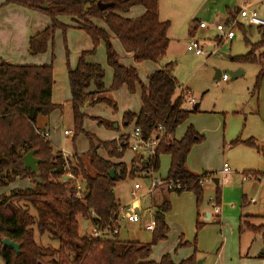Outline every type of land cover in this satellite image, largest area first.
<instances>
[{
	"label": "trees",
	"instance_id": "1",
	"mask_svg": "<svg viewBox=\"0 0 264 264\" xmlns=\"http://www.w3.org/2000/svg\"><path fill=\"white\" fill-rule=\"evenodd\" d=\"M97 3L111 6L99 11ZM9 4L45 15L50 21L46 29L29 39L28 53L31 56L46 53L53 44L56 30L65 33L69 26L60 22L64 17L86 33L94 49L101 43L105 49L106 64L112 71L109 90L114 92L125 86L130 93L136 87L140 91V111L138 114L125 112L122 116L123 127L132 126L133 130L138 128L143 138L150 135L157 137L160 131L163 136H159L154 156L147 160L136 158L138 167L132 160L129 171L123 163L113 164L98 156V150L101 149L109 158H121L127 149L128 139L120 136L117 140L100 142L83 131L82 124L86 116L82 109L85 104L105 103L116 108L111 99L100 96L105 91L102 68L86 61V57L91 56L94 49L83 52L74 69L67 66L73 121L72 141L83 134L89 142L86 153L78 155L73 150V156L67 160L68 172L75 179H81L84 187V197L78 199L75 181H60L65 173V161L61 152L53 151L51 142L42 136L44 132L37 125L39 118L45 119L55 110L61 109V106L51 103L52 65L17 66L1 62L0 242L6 238L17 244L19 250L15 253L0 246V264H175L169 254L163 255L157 262L150 260L152 247L164 241L168 233L165 214L170 211V203L165 195L155 205V228L148 244L120 241L117 236L97 240L80 234L83 221L96 228L109 223L118 210L114 194L115 183L126 177L133 178L137 171L149 174L157 172L161 155H167L170 159L166 178L162 180V186L166 187L165 194L190 192L196 205L203 200V189L199 182L210 174L195 175L186 168L191 148L201 142L202 137L192 126L185 129L180 139L174 136L177 128L196 109H182L184 94H176L179 85L171 74L174 64L161 63L168 49L167 32L170 24L159 20L158 0H6L3 6ZM134 7H141L143 13L135 19L124 17ZM230 16L232 15L228 17ZM94 22L102 23L104 28L98 27ZM239 28L242 30L241 25ZM113 38L132 57L135 64L152 62L160 66L147 78L146 84H142L134 67H126L120 63L119 55L111 44ZM261 45L264 44L258 43L254 47L259 48ZM233 61L260 65L253 87L257 93L264 77V54L256 57L250 52L233 58ZM91 87L93 91H90ZM100 122L107 128L113 127V124ZM158 128L161 130L158 131ZM93 140L97 141L96 146ZM231 145H243L257 153H263L252 140L241 141L237 138ZM30 151H35L34 157L40 161L37 173L25 169L23 165L22 158ZM111 169L114 170L113 180L109 177ZM117 170L119 173H116ZM244 174H252L257 180L264 177L257 172ZM26 179L32 187L13 188L4 192L16 180ZM219 201L220 190L217 189L215 203L218 206ZM199 226L197 223V227ZM243 227L264 233V226L255 227L243 221L240 231ZM35 233L49 239L51 243L57 242L58 246L53 248L37 245ZM187 245L188 243L178 244L177 249ZM192 246L193 254L177 264H196V248L195 245Z\"/></svg>",
	"mask_w": 264,
	"mask_h": 264
},
{
	"label": "rangeland",
	"instance_id": "2",
	"mask_svg": "<svg viewBox=\"0 0 264 264\" xmlns=\"http://www.w3.org/2000/svg\"><path fill=\"white\" fill-rule=\"evenodd\" d=\"M161 2L163 11L160 15L161 19L168 20L171 23L167 32L168 49L161 63L162 65L167 62L174 64L171 72L172 76L179 86L188 89L189 98L195 100L200 111V113L191 115L187 121L179 126L174 136L176 139H180L186 127L190 125L201 134L202 141L195 144L191 149L186 168L199 175L203 171L209 173L210 181H203V200L199 205H196L195 198L190 192L174 194V197L170 200L171 211L168 216L171 231L166 240L157 243L152 248L151 258L158 260L163 251L171 253L176 259L180 255L187 257L193 254L194 248L192 245H195L196 259L197 261L200 260L201 264H264V233L254 232L246 227H243V230L240 231V225L243 224V221L255 227L264 226V217L260 219L244 218V215L248 212L264 215V180L259 185H254V180L242 181V173L246 172L242 162L243 158L234 149H229L231 141H228V133L232 129L236 118V115L230 114L231 109L236 104L239 106L241 103H245L247 97H254L255 100L256 92H254L253 87L260 70L258 63L237 62L233 61V58L250 52L256 57L263 55L264 45L259 48L254 46L258 43L259 45L264 44V28L249 26L244 20H239L235 37L231 41H219L213 29L200 30L197 26L201 22L207 25L217 24L222 21V14L227 8L232 9L236 6L238 11L239 8L245 5L249 11L256 12L258 17L264 21V0H161ZM140 11L143 12L141 7H134L125 13L124 17L135 19L141 14ZM237 11L234 10L233 12ZM189 12L192 15L191 20H194L195 23L198 22L196 29L191 33L188 32L186 24L189 22L187 19L190 15L186 20L182 19V15L187 16ZM60 22L63 24L69 23L70 19L64 17ZM194 22L191 23V26ZM239 25L242 26V30ZM65 33L61 34L60 30H56L53 44L48 47L46 53L52 54L53 58H51L57 64L61 60L67 72V66L70 68V56H74L75 52L73 43L71 40L68 42ZM192 37L203 48V55L196 56L193 52L186 50V46ZM112 40L116 44L112 45L115 50L114 47H119L120 44L117 43L118 41L115 38ZM208 47L212 48L211 54H207ZM97 49H100L101 55L105 56V49L101 43L98 44L93 53ZM128 59L130 63H133L130 67L137 70L142 84H146L147 78L160 67L152 62L135 64L131 57L129 58L127 55L124 60L120 59V63L129 67L126 65ZM99 65H103L100 67L104 72L106 86V90L100 96L113 100L116 108L113 109L105 103L88 105L87 108L84 106L82 113L86 117L82 128L84 132L97 141L109 142L111 139L125 136L133 131L132 126L123 127L121 117L126 111H135L139 107L140 91L136 87V90L130 93L125 86H122L111 92L109 89L112 83V71L105 62ZM238 69L244 75L231 80L226 71L233 72ZM215 70L226 73L229 81L222 83L219 87H214ZM66 84V96L70 97V92L67 89V77ZM56 88L60 90L62 86L57 82ZM189 98L185 99L182 105L183 110H192L193 107L187 104ZM251 103L252 100L249 104ZM46 120L39 118L37 125L40 128H50L52 132L50 140L54 144L52 146L53 151L62 147L69 153L73 148L79 152H85L89 149V142L83 134L78 135L73 141L72 137L65 138L62 135L64 129L73 126L70 99L63 104L60 117L55 114L49 116L50 124L49 122L46 123ZM100 121L113 124V127L107 128ZM115 124H118L117 128H114ZM96 140H93L95 146L97 145ZM128 142L130 141L128 140ZM101 151L100 149L98 154H102ZM136 158H138L137 155L127 148L121 158L111 159L113 163H116V161L130 163V169L131 161L134 160L136 163ZM168 163V156L161 155L159 157V169L157 172L152 173V179H165ZM253 163L254 160L248 161L249 165ZM135 166L138 167V164L136 163ZM225 167L229 173L223 179L222 170ZM150 175L146 172L137 171L133 178L126 177L124 180L116 182L115 196L117 200L123 204L131 202L135 197H140L149 188ZM213 179L218 180L217 185L212 182ZM15 183L18 184L17 189L27 188L25 180H17ZM135 184H138L141 189L137 190L133 196L130 192ZM217 189L220 190L219 208L221 211L218 216L213 213L211 205V202L215 203V191ZM149 200L150 197L148 196L140 201L146 204ZM153 204H156V202L154 201ZM136 211L139 212V210ZM205 213L211 214L212 218L204 221ZM197 223L200 224L199 227H197ZM126 228L128 231H126ZM84 231L82 228L80 234L83 235ZM181 235L188 241V245L175 251L177 238ZM34 239L37 245L41 247L56 248L58 246L57 242L53 241L51 243L49 239L39 237L36 233ZM117 239L148 244L152 239V233L140 229L139 224L134 223L123 228ZM179 244L183 245L181 242ZM44 261L47 260L44 259Z\"/></svg>",
	"mask_w": 264,
	"mask_h": 264
},
{
	"label": "crops",
	"instance_id": "3",
	"mask_svg": "<svg viewBox=\"0 0 264 264\" xmlns=\"http://www.w3.org/2000/svg\"><path fill=\"white\" fill-rule=\"evenodd\" d=\"M5 2H6V0H0V63L4 62L7 64L17 65V66L52 65V68H53V86H52V92H51V103L56 105V106H61V109L55 110L49 116H52L53 114H55L56 116L60 117V115L62 114L63 104L65 103L66 100L70 99V97L66 96V93H67L66 92V85H67L66 84V77H67L66 67L64 69V64H62L61 60L59 61L60 63H58V64L56 61L53 62V60L51 58L52 54H50L49 52L44 53V54L35 55V56H31L28 53L29 39L31 37L35 36L36 34L42 32L44 29H46L50 25V21H49L48 17H46L45 15H42L40 13H37L35 11L27 10V9H24V8H21V7L12 5V4L3 6V4ZM161 4H162L161 0H158V17H159V20L162 22L163 21L169 22L168 20L161 19L160 15L163 12ZM236 8H237L236 6L233 7L232 9L227 8L225 10L224 14H222V18H221L222 21H220V22L225 21L229 15H233L235 13L233 11L237 10ZM140 12H141V14L143 13L142 11H140ZM189 15H190V12L188 13L187 16L182 15V19L186 20ZM191 18H192V15H190L189 19H187V21H189V22L186 23L187 28H188V32H190V33L192 31L194 32V30L196 29V24L198 23L197 21L195 23L194 20H191ZM192 22H194L193 26H191ZM94 23L98 27L104 28L102 23H100V22H94ZM64 24L69 26V28L65 31L66 32L65 35L68 39V42H69V40H71V42L73 43V46H74L75 54L72 57L70 56V59H69L70 69H74L77 65L78 59L81 56V54L83 52L91 51L93 49V45H92L91 40L86 35V33L83 30L77 28V25L75 23L71 22V20L69 23H64ZM169 24L171 25L170 22H169ZM263 28H261V29H263ZM60 32H61V34H64L62 31H60ZM57 37H58V34H57ZM111 43L113 46L116 45V44H114L115 42H113V40H111ZM114 48H115V51L117 52V54L120 56V59L124 60V57L126 55L129 58L131 57L129 54H127L123 51L121 46H119V47L116 46ZM211 49H212L211 47L207 48L208 51H210ZM96 51L91 56L86 57V61L88 63L98 64V65L102 64L103 62L106 63V56L101 55L100 49H97ZM96 55H98V56H96ZM131 59H132V57H131ZM126 62H127L126 65L129 67L131 65H133V63H130L129 59ZM238 71H240V69H238ZM240 72H242V71H240ZM107 73H108L107 76H108V80H109L108 70H107ZM216 73L217 72L215 70L214 79L219 77V76H217ZM240 74H241L240 76L244 75L243 72ZM64 78H65V83H64ZM227 81H229V80H227ZM57 82L60 84V86H62V89L59 90L56 88ZM104 87L106 90L105 81H104ZM67 89L69 92L68 87H67ZM90 91H93L92 87L90 88ZM69 96H70V93H69ZM66 97H67V99H66ZM250 100H252L251 104H249ZM112 102H114V101L112 100ZM85 107L87 108V104ZM192 107H193V109L195 107L196 111L193 113H190L188 116V119L191 115H194L196 113H200L198 104L195 103V105ZM140 108H141V102L139 99V107H137L135 109V111H126V112H129L132 114H138L140 111ZM71 114H72V111H71ZM230 114L231 115L233 114V116L236 115L235 116L236 118H235V122H233L232 129L228 133V141L229 142L231 141L230 143H232L237 138H239L241 141L252 140L256 146H258L259 148H261L263 150V153H261V154L257 153L254 149L243 146V145H237V146L231 145L229 147V149H234L236 151V153H238L241 156V158H243L242 162H243V166H244L245 171H246L244 173L257 172L259 174L264 175V77L261 80L259 89H258L256 96H255V100H254V97L253 98L251 96L247 97L246 102L243 104L241 103L239 106L236 104L233 107V109H231ZM49 116L47 118H45L44 120L47 119L46 123L49 122V124H50ZM120 122H121V119H120ZM72 125H73V121H72ZM190 126H192V125H190ZM38 128L41 131L49 134L48 140L51 142V144L53 146L54 144L50 140V138L52 137V132H51L50 128H47V127H41V128L38 127ZM64 130H71L73 132V126L71 128H66ZM197 134L199 136H201V134H199V132H197ZM62 135H63V132H62ZM226 135H227V132H226ZM112 140H117V138L111 139L109 141H112ZM61 149L66 150L64 147H62ZM56 150H59V149L57 148ZM73 150L78 155H81V154H84L87 152V151L79 152L75 148H73ZM73 150H71V152H73ZM190 152H191V150H190ZM101 153L102 154H98L99 157L113 163L112 159L107 156V153L105 151L102 150ZM188 156H189V154H188ZM250 160H254V163L249 165L248 161H250ZM169 161H170V159H169ZM120 162L121 161H119V162L116 161V163H113V164H119ZM124 162L125 161H123V163ZM186 162H187V160H186ZM138 163H140V162L138 161ZM124 164L127 166V169L129 171V164L130 163L125 162ZM168 167H169V163H168ZM168 167H167V170H168ZM189 172H191V171H189ZM191 173H193V172H191ZM203 173H206V172L203 171ZM244 173H242V174H244ZM150 174H151L150 175V177H151L152 173H150ZM193 174H195V172ZM227 174H226V176H227ZM195 175H199V174H195ZM151 179H152V177H151ZM159 179L163 180L162 178H159ZM263 180H264V177L260 178L258 180H254V183H255L254 185H256V184L259 185ZM17 185L18 184H16L14 182L6 190H4V192H8L9 190H11L13 188L17 189ZM25 186H27V188H30V187H32V184L30 183L29 180L26 179L25 180ZM149 186H150V183H149ZM165 188H166L165 186H158L151 194L147 193V191L149 189V188H147V190L144 191V193L141 194L140 197H136L135 202H134V199H132L131 202H127V203H123V204L119 200H117V198L115 196L116 202L118 204V208H122L124 206H129V204L134 202V204H135L134 207L136 208L135 210H139V212L138 211H135V212L138 213L139 215H141V219L137 224H139L140 229L145 230V224L151 218V216H153V213L155 211V205L159 204L161 202V199L164 195H165V197L167 196V198L169 200L170 211H171V201L170 200L174 197L175 193H170L171 195L165 194L166 193ZM140 189L141 188H139V190ZM114 194H115V185H114ZM130 194H131V192H130ZM148 196L150 197V200L148 203L144 204L140 201L143 198H146ZM154 201L156 202V204H153ZM137 202H139V203L137 204ZM169 212L165 214V223L168 227V233L166 234V239H167V237L171 231L170 223L168 221ZM205 214H208V216H205ZM205 214H204V221H208L212 218L211 214H209V213H205ZM263 217H264V215H260V214H257L255 212H248V214L244 215V218H258V219H260ZM127 225H131V224L123 223L120 226L118 235L120 234L121 230L123 228H125ZM126 231H128L127 228H126ZM136 242H139V241H136ZM180 242L182 244L188 243V241H186L182 235L178 236L176 247L178 246V244ZM176 249L177 248H175V251H176ZM166 254L171 255V259L175 264H177V263L181 262L182 260L189 257V256L186 257L184 255H180V257L178 259H176L172 256L171 253L163 251L161 253L160 258ZM160 258L158 260H156V259L151 258V255H150V260L155 261V262L159 261Z\"/></svg>",
	"mask_w": 264,
	"mask_h": 264
},
{
	"label": "built area",
	"instance_id": "4",
	"mask_svg": "<svg viewBox=\"0 0 264 264\" xmlns=\"http://www.w3.org/2000/svg\"><path fill=\"white\" fill-rule=\"evenodd\" d=\"M239 20H244L249 26H254L258 28L264 27V21L258 17L256 12L249 11L248 7H246L245 5L239 8L235 14H233L230 17H227V19L222 23L207 25L201 22L198 24V29L200 30L213 29L216 32L217 39L219 41H231L236 35V27L239 24ZM186 50L188 52H193L196 56H201L204 54L203 48L199 45L198 41L195 40L193 37L190 38V41L186 46ZM211 53H212V49L208 51L207 54H211ZM227 80H228V75L225 73H221L219 77L215 79L214 87H219L222 83H225ZM177 92L179 94L180 93L184 94L183 95L184 100L189 98L188 89L179 86ZM187 104L189 106H193L195 105V100L189 98ZM160 130L161 129L158 128V131ZM42 136L48 139L49 134L44 132ZM72 136H73V132L71 130L63 131V137L71 138ZM159 136L160 138L163 136L161 134V131L157 137L154 135H150L147 138H143L140 134L139 129L135 128L131 133L127 134V136L125 135L124 137H127V139L130 141L128 142L127 148H129L133 153H135L138 156L139 160H147L150 157L154 156L155 149L158 145ZM120 150L121 149H119V151ZM59 151L61 152L62 158L65 161V165L63 167L65 173L61 177L60 181L64 182L66 180H74L76 196L78 199H82L84 197V187L82 185V180L75 179L68 172L67 169V160L71 159L73 153L72 152L69 153L64 149H59ZM228 172L229 171L226 167L223 168L222 170L223 179L226 178V174ZM209 176H206L203 181H210ZM247 180H257V179H255V177L252 174H242V181H247ZM203 181L199 182V185L201 187L203 186L204 183ZM162 184L163 181L161 179H151L147 193L151 194L157 186H160ZM139 188L140 186L138 184H135L133 186V189L131 190V195L134 196L135 192L139 190ZM135 200L136 197L134 198V202ZM134 202L129 204V206L118 208L117 213L109 221V223L105 224L101 228H96L87 224L86 228L84 229L85 231L83 232V235H86L88 238L97 239V240L113 239L115 236H118L119 228L123 223L134 224V223H138L141 219V215L135 212L136 208L134 207L135 206ZM211 205L213 207V213L218 215L220 213L219 206L213 202H211ZM154 228H155V221L153 219V216H151V218L145 224V230L152 233L154 231Z\"/></svg>",
	"mask_w": 264,
	"mask_h": 264
},
{
	"label": "water",
	"instance_id": "5",
	"mask_svg": "<svg viewBox=\"0 0 264 264\" xmlns=\"http://www.w3.org/2000/svg\"><path fill=\"white\" fill-rule=\"evenodd\" d=\"M110 6H111V4L97 3V8H98L99 11L105 10V9H107ZM216 72H217L216 73L217 76H219L221 74V72L219 70H216ZM226 73L230 76V79L231 80H235V79H237L241 75L240 73H242V72L236 70V71H233V72L226 71ZM84 106H86V104ZM116 127H117V125H114V128H116ZM34 155H35V151H30V152L26 153L23 156L22 160H23V165H24V168L25 169L30 170L33 173H37V171H38L37 170V164L40 161L37 158H35ZM116 173H119V170H117ZM109 177L113 180V178H114V170L113 169H111L109 171ZM212 181H213V183L215 185L218 184V180L217 179H213ZM37 182L39 184L41 183L40 180H37ZM205 216H208V214H205ZM86 225H87V222L86 221H83L82 222L83 229L86 228ZM0 245H1V247L3 249L13 250L15 253H17L18 250H19V246L17 244H15L14 242H12V241H10V240H8L6 238L3 239L0 242ZM196 264H201V261L200 260L197 261Z\"/></svg>",
	"mask_w": 264,
	"mask_h": 264
}]
</instances>
